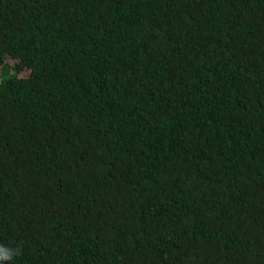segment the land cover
I'll use <instances>...</instances> for the list:
<instances>
[{
    "label": "trees",
    "instance_id": "16d2710c",
    "mask_svg": "<svg viewBox=\"0 0 264 264\" xmlns=\"http://www.w3.org/2000/svg\"><path fill=\"white\" fill-rule=\"evenodd\" d=\"M0 244L264 264V0H0Z\"/></svg>",
    "mask_w": 264,
    "mask_h": 264
},
{
    "label": "clouds",
    "instance_id": "9594fccd",
    "mask_svg": "<svg viewBox=\"0 0 264 264\" xmlns=\"http://www.w3.org/2000/svg\"><path fill=\"white\" fill-rule=\"evenodd\" d=\"M21 254L20 248H12L0 244V264H7Z\"/></svg>",
    "mask_w": 264,
    "mask_h": 264
},
{
    "label": "rangeland",
    "instance_id": "374dc122",
    "mask_svg": "<svg viewBox=\"0 0 264 264\" xmlns=\"http://www.w3.org/2000/svg\"><path fill=\"white\" fill-rule=\"evenodd\" d=\"M6 62L10 63L11 65H15L16 64V62L14 60L10 59V58H7ZM28 74H29V72L26 71V72L23 73V76H27Z\"/></svg>",
    "mask_w": 264,
    "mask_h": 264
}]
</instances>
